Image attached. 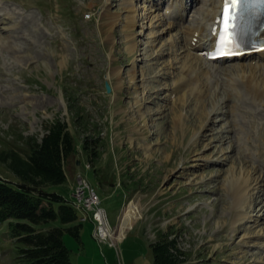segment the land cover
<instances>
[{
    "label": "rangeland",
    "instance_id": "1",
    "mask_svg": "<svg viewBox=\"0 0 264 264\" xmlns=\"http://www.w3.org/2000/svg\"><path fill=\"white\" fill-rule=\"evenodd\" d=\"M132 1L137 18L125 28L127 0H0V173L12 175L2 159L24 147L20 133L41 138L61 118L79 141L97 137L99 156L79 147L66 163L68 180L54 188L74 201L84 172L119 224L101 242L95 220L83 222L82 241L65 232L76 264H155L151 244L164 234L196 264H264V109L227 83L217 112L209 98L187 93L181 101L164 14L172 0ZM187 1L188 18L203 0ZM0 264H24L6 221Z\"/></svg>",
    "mask_w": 264,
    "mask_h": 264
},
{
    "label": "trees",
    "instance_id": "2",
    "mask_svg": "<svg viewBox=\"0 0 264 264\" xmlns=\"http://www.w3.org/2000/svg\"><path fill=\"white\" fill-rule=\"evenodd\" d=\"M77 116L81 125L89 128V119L81 113ZM47 130L41 138L20 133L24 147L5 150L2 160L12 175L0 173V222L8 223L24 264H76L64 235L70 232L82 241L81 211L54 186L68 180L66 163L78 154L79 147L91 160L99 156L91 144L97 137L88 134L79 141L61 118L52 120ZM96 180L102 182L99 174ZM151 247L155 264H196L169 234Z\"/></svg>",
    "mask_w": 264,
    "mask_h": 264
},
{
    "label": "bare ground",
    "instance_id": "3",
    "mask_svg": "<svg viewBox=\"0 0 264 264\" xmlns=\"http://www.w3.org/2000/svg\"><path fill=\"white\" fill-rule=\"evenodd\" d=\"M223 1L224 0H203L202 5H199L200 7L195 11H192L188 18L185 16L189 11L187 0H172L171 5L167 6L169 9H167L165 15L169 20L166 31L170 40L168 50L181 64L180 73L175 81L176 85L173 87V91L181 101L185 99L187 93L193 94L198 102L203 101L205 98H209L213 103V109L211 110L217 112L222 108V105L220 107L221 103L216 101L217 94L220 93L218 88H222L223 83H227L232 86V88H230L233 89L236 94L254 101L259 109H264V50H260L252 55H246L241 59L212 60L208 57L209 48L213 46V37L211 35L212 27L223 6ZM154 4L158 5L159 3L156 2ZM127 8L128 15L126 17L125 28H131L134 27L137 18V12L133 8L132 0H127ZM165 15L163 14L161 17H165ZM159 16L160 15L156 14L154 17L159 19ZM114 21L116 20L114 19ZM134 46V42L132 41L128 47L131 51H134ZM131 77L132 80H135V70ZM219 78H221V80ZM225 80L228 82H225ZM223 90L226 89L223 88ZM223 90L221 92H223ZM231 96V93H225L226 98H231ZM248 105L251 106V104ZM141 116L143 117V115ZM240 180L246 185L249 181L245 176L241 177ZM243 184L239 186L242 188V191L239 190V195L237 194V200L241 203L240 207L242 209L247 203L244 202V193H247L249 189L248 187L243 188ZM239 215H241V210L239 211ZM241 217L242 216H240V218ZM238 220H236V222ZM116 227L119 229V225ZM111 229L112 228L109 227H101V234H108L112 237Z\"/></svg>",
    "mask_w": 264,
    "mask_h": 264
},
{
    "label": "built area",
    "instance_id": "4",
    "mask_svg": "<svg viewBox=\"0 0 264 264\" xmlns=\"http://www.w3.org/2000/svg\"><path fill=\"white\" fill-rule=\"evenodd\" d=\"M78 186L76 188L77 205L84 210V217L86 219L91 216L95 220L94 235H98L99 240H105L109 237L108 234H101V227L115 228L109 222L106 210L99 205V195L93 187L88 183L86 178L79 175ZM97 220V221H96Z\"/></svg>",
    "mask_w": 264,
    "mask_h": 264
},
{
    "label": "snow or ice",
    "instance_id": "5",
    "mask_svg": "<svg viewBox=\"0 0 264 264\" xmlns=\"http://www.w3.org/2000/svg\"><path fill=\"white\" fill-rule=\"evenodd\" d=\"M229 2L239 5L241 3V0H225L226 4L229 3ZM235 19H236V16L234 14L233 15V20L235 21ZM230 27L234 28L235 24L231 25ZM234 35H235L234 32H230V39H229V42H228V54H231L232 48L236 46L234 44V42H233Z\"/></svg>",
    "mask_w": 264,
    "mask_h": 264
},
{
    "label": "water",
    "instance_id": "6",
    "mask_svg": "<svg viewBox=\"0 0 264 264\" xmlns=\"http://www.w3.org/2000/svg\"><path fill=\"white\" fill-rule=\"evenodd\" d=\"M106 88H107L108 91H111V86H110L108 81H106Z\"/></svg>",
    "mask_w": 264,
    "mask_h": 264
},
{
    "label": "crops",
    "instance_id": "7",
    "mask_svg": "<svg viewBox=\"0 0 264 264\" xmlns=\"http://www.w3.org/2000/svg\"><path fill=\"white\" fill-rule=\"evenodd\" d=\"M127 219H128V218H126V217H125V218H122V220H126V221H127ZM118 225H119V224H118Z\"/></svg>",
    "mask_w": 264,
    "mask_h": 264
}]
</instances>
